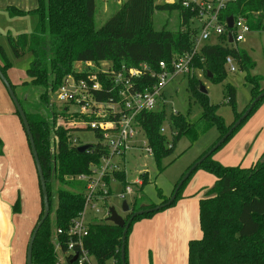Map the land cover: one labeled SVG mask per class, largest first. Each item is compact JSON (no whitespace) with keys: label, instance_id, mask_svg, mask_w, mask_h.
<instances>
[{"label":"trees","instance_id":"trees-1","mask_svg":"<svg viewBox=\"0 0 264 264\" xmlns=\"http://www.w3.org/2000/svg\"><path fill=\"white\" fill-rule=\"evenodd\" d=\"M173 9L179 10L180 13L179 29L175 31L155 30L153 28L154 11ZM6 10L12 17L27 14L36 16L32 31L15 36L8 34L7 40L15 58H21L26 54L31 56L26 69L29 81L22 84L41 86L44 89L39 95V102L45 108L44 114L29 111L26 108L25 99L19 97L18 99L28 119L46 180L50 203L49 214L52 199L56 198L53 221H50L48 215L35 237L32 264H57V253L51 242L53 228H66L83 203V182L67 177L87 172L89 164L98 162L107 150L98 144L83 153L78 152L77 146L72 144V137L74 130L79 129H65L58 122L81 121L84 117L64 111L66 107L62 110H55L52 106L48 107L49 92H53L63 78L72 72L74 61L108 60L115 67L121 64L130 67L146 63L150 68L157 70L160 61L169 63L177 55L191 50L196 33V29H191L189 26L193 14L181 7L179 2L155 4L154 0H124L104 24L96 28V0H37V6L33 10L24 11L15 6H7ZM229 15L243 17L252 30H264V0H235L223 11L221 17L225 19ZM200 50L193 65L201 69V72L214 82L225 76L224 64L227 56L233 57L241 68L251 70L255 66V62L246 51L229 43L226 34L218 36L215 42L206 41ZM200 57H203V61ZM10 65L0 44V69L6 77V70ZM208 73L211 74L210 77ZM188 77L191 92L199 99L202 108V113L196 120L191 121L178 113L167 115L164 107L143 112L138 116L148 145L152 148V157L159 169L161 159L172 153L180 137L186 136L193 142L200 133L215 125L219 131L217 141L231 126L224 125L223 119L216 113L217 106L210 104L205 98L206 94L199 91V81L195 79L194 74ZM245 78L251 85V94L249 103L240 112L236 111L234 87L230 84L226 87L227 102L235 112L234 121L239 118L251 101L264 91V86L260 85V82L264 81V76L248 72ZM155 79L145 78L138 86L142 88L145 85H151ZM11 86L15 89L14 84L11 83ZM102 96L104 97L105 94ZM263 101L264 97L254 104L248 116L222 144L259 108ZM13 107L30 150L25 129L14 104ZM165 121H169L170 125L178 131L172 139L173 145L170 148L167 147L166 136L159 131ZM3 149L4 142L0 137V155ZM213 153L214 151L191 171L171 204L133 217L124 241L126 264H128V234L132 222L149 218L154 213L172 206L178 199L183 185L201 166L214 175L215 182L205 189L203 198L199 200L201 237L188 241V264H264V160L261 161L264 157V150L248 168L223 165L212 159ZM189 168L190 166L185 172ZM116 176L123 184L126 183L123 173H117ZM145 180V174H143L141 185L145 183ZM55 182L59 187L55 188ZM38 187L41 201L40 218L43 203L39 181ZM169 198L170 196L162 199L160 204L165 203ZM19 205V200L16 199L12 205L15 213L19 211ZM142 205L135 200L133 208L124 217L125 220H128L137 210L155 206V204L147 203L145 206ZM122 232V227L110 221L91 224L88 235L84 239V245L95 257L97 264H122L120 257Z\"/></svg>","mask_w":264,"mask_h":264},{"label":"rangeland","instance_id":"rangeland-1","mask_svg":"<svg viewBox=\"0 0 264 264\" xmlns=\"http://www.w3.org/2000/svg\"><path fill=\"white\" fill-rule=\"evenodd\" d=\"M123 1L124 0H96L95 27H101L118 9L120 3ZM154 3L162 4L165 2L164 0H154ZM36 6L33 9H35ZM6 8L7 6L5 8L0 7V44L11 64L6 70L7 78L15 85L14 91L17 97L25 99L26 108L29 111L44 114L45 108L39 102V95L44 91L43 87L33 86L27 83L22 84L25 81H29L26 69L31 60V56L26 54L21 58H15L7 40L8 34L15 36L20 32L31 31L35 25L36 16L32 15L33 18L30 19L15 18L8 14ZM180 21V13L177 9L155 10L153 13V28L155 30L164 29L175 31L179 29ZM197 25L198 21L196 19L193 18L190 20L189 26L191 29L195 30ZM215 41V37L208 40V42ZM236 44L240 49L246 51L255 62V66L251 70L241 68L237 61H234L236 70L229 71L224 64L226 74L215 82L201 71H196L194 74L195 79L201 81L205 86L207 90V93H205L206 100L210 104L217 106L216 113L221 116L226 127L232 125L235 119V112L232 106L227 102V85L230 84L234 87L236 111L240 112L249 103L251 94V85L247 82L245 76L248 72L254 75H264V30L251 31L245 34L244 39L236 42ZM85 67V61H74L71 70L77 71L85 69ZM260 85L263 87L264 81H261ZM5 92L6 109L3 110V105H0V137L3 139L2 134L3 132L6 133V143L7 141L9 143L5 144V149H12L7 155L11 159L10 162H14L19 170V179H17V181L20 187V192L16 199L19 200L20 209L17 212L19 215L16 214L14 218V224L18 225L19 221L22 223V225H20L22 227L19 229L21 235L26 229L28 231L22 251L23 256L19 260L20 264H25L26 245L31 232L39 219V214L41 213V201L37 175L31 154L29 156L30 158H28L29 160L25 162L24 157L18 151V149H22L23 146L24 132L19 124L17 116L11 114L13 103L7 94V90ZM163 97L166 100L165 111L167 115H170L172 109H175L176 113L182 114L191 121H194L202 113L199 99H197L191 92L188 76L177 75L171 79L163 90ZM60 105L62 104L57 101L55 93L49 92L48 107L52 106L55 110H61L59 107ZM263 107L264 101L259 108L243 122L236 132L214 151L212 159L226 166L248 168L253 162H255V159L260 157L257 156V158H255V153L256 150H258V146L262 145L264 142V114L261 116L259 115V112L261 113L264 111ZM75 121L76 120L60 121L58 124L65 126L62 127L66 129L69 128L68 124H75ZM167 124L169 125L170 122L168 121ZM74 134L82 143H96L98 141L93 130H74ZM218 136L219 131L217 127L213 125L206 131L200 133L197 139L193 142H191L186 136L180 137L175 143L172 153L161 159L160 169L156 165L153 157L145 152V141L142 142V140H140L136 145L138 147L130 149L127 152L123 166L126 183L130 185L132 189V193L128 194L125 198L130 206V210L133 208L135 200H137L138 204L140 202V204L147 203L155 204V206H157L160 205L162 199L171 196L174 185L178 182L182 173L194 163L197 157L216 141ZM138 166H145L146 169L140 171L137 169ZM143 174H145L146 178L145 183L143 185L134 184L133 182L135 179L139 177L143 178ZM214 182L215 177L212 173L207 171L203 166L198 167L193 172L190 180L183 185L176 202L172 206L164 209L180 210L186 216L185 239L181 240L179 247L177 246L179 253L180 251L183 253L185 248L186 261L188 258V241L201 237V229L199 225V200L200 198H203L205 189L212 186ZM54 186L55 188L59 187L57 182L54 183ZM66 188L69 187L66 186ZM122 189L123 185L118 183L113 194L109 196L108 203L113 205L116 211L125 217L128 212H123L121 209L123 199L116 196V193L120 192ZM55 205L56 198H53L51 212L49 214L50 221H53L54 219ZM140 220L132 222L128 234V241L131 240L133 229L136 227V223ZM54 229L55 228H53V232ZM175 264H178V262Z\"/></svg>","mask_w":264,"mask_h":264},{"label":"built area","instance_id":"built-area-1","mask_svg":"<svg viewBox=\"0 0 264 264\" xmlns=\"http://www.w3.org/2000/svg\"><path fill=\"white\" fill-rule=\"evenodd\" d=\"M234 1L164 0L165 3L179 2L181 7L193 14L192 19L198 21L190 51L177 55L169 63L160 61L157 70L146 63L130 67L121 64L115 67L108 60H87L85 69L68 73L53 91L57 101L62 104L59 106L61 110L66 107L64 111L84 117L80 122L75 121V124L67 123L69 128L66 129L93 130L98 141L90 144H100L107 150L98 162L89 164L87 172L67 177L83 182V203L66 228L54 229L51 242L58 256L57 264H71L70 260L74 255V264H97L95 257L85 247L84 239L91 224L108 221L109 207L113 206L108 203V198L118 183L123 185V189L116 193L118 198L126 200V196L132 193L130 185L123 184L116 176L117 173L125 175L123 166L127 152L138 147L137 143L142 140L146 143L145 152L152 156V148L148 145L138 116L146 111L165 108L163 90L175 76H192L201 70L195 68L193 62L206 41L212 37L227 35L230 31L232 43L236 44L251 31L243 17L234 16L231 29L227 27L226 18L221 17L223 11ZM200 59L203 61V57ZM234 61L233 57H226L225 65L229 71L236 70ZM148 77L156 78L155 82L139 88L140 81ZM171 113H176L175 109ZM167 122L161 125L159 131L166 136L167 147L170 148L178 131ZM72 144L78 146L85 143L74 134ZM133 183L141 185L142 178L135 179Z\"/></svg>","mask_w":264,"mask_h":264},{"label":"crops","instance_id":"crops-1","mask_svg":"<svg viewBox=\"0 0 264 264\" xmlns=\"http://www.w3.org/2000/svg\"><path fill=\"white\" fill-rule=\"evenodd\" d=\"M6 6L30 10L36 6V0H0V7L5 8ZM15 18L30 19L33 17L32 14H27ZM251 31L257 30L251 29ZM234 45L238 47L237 44ZM2 84L0 81V105H3V110H5L6 88ZM11 114H14V107ZM263 114L264 111L259 112L260 116ZM2 137L4 139V149L0 155V264H20L19 260L23 256L22 251L28 231L26 229L21 235L19 229L22 227L20 226L22 223L19 221L18 225L14 224L16 214L19 215V213H15L12 209V205L20 192L17 181L19 179V170L14 162H10L11 159L7 155L12 149H5V144L9 143L8 141L6 143V133L3 132ZM23 138L22 149H18V151L24 157V161L27 162L28 158H30V150L28 149L25 135ZM263 150L264 142L258 146L255 158L259 157ZM185 219V214L180 210L167 209L158 211L151 217L138 221L136 227L133 229L131 240L127 244L128 264H175L176 262L178 264H188L185 248L183 253L181 251L179 253L178 249L181 240L185 239Z\"/></svg>","mask_w":264,"mask_h":264},{"label":"water","instance_id":"water-1","mask_svg":"<svg viewBox=\"0 0 264 264\" xmlns=\"http://www.w3.org/2000/svg\"><path fill=\"white\" fill-rule=\"evenodd\" d=\"M233 19L234 16L233 15H229L226 18V22H227V27L229 29L232 28L233 25ZM228 35V41L230 43H232L233 38H232V33L230 31H228L227 33ZM209 77L211 76L210 73L207 74ZM0 80L3 83L4 87L7 90V93L10 97V99L12 100L16 111L19 114V117L21 119L22 125L25 129V134L28 138V142H29V146H30V151H31V155L34 161V165H35V169H36V173H37V177H38V181H39V185H40V191H41V198H42V203H43V212L41 217L39 218V220L37 221V223L35 224L27 245H26V252H25V264H32V250H33V244H34V240L35 237L37 235V232L39 230V228L41 227V225L43 224V222L45 221V219L47 218V216L49 215V211H50V203H49V197H48V191H47V187H46V180L43 174V170L41 167V163L38 157V153L35 147V143H34V138L33 135L31 133V129H30V125L28 122V119L26 117L25 111L22 107V105L19 102V99L17 97V95L15 94L14 89L11 86L10 81L8 80V78L4 75V73L2 72V70L0 69ZM199 91L202 93H207V90L205 88V86L201 83V81H199ZM262 97H264V91H262L261 93H259L249 104V106L242 112V114L239 116L238 119H236L234 121V123L228 128V130L216 141V143L206 152L204 153L197 161H195L190 168L185 172V174L181 177V179L178 181L172 195L170 196V198L165 202L162 203L160 205L151 207V208H145V209H140L137 210L135 212L132 213V215L130 216V218L128 220H125V218L120 215L114 206H110L109 207V211H110V215L107 218L108 221L112 222L115 225H118L119 227L123 228V232H122V236H121V240H122V244L120 247V257H121V263L122 264H126L125 262V239H126V233L128 230V227L133 219V217H135L136 215H140L143 214L145 212H150L153 210H158L164 206H167L169 204H171V202L175 199L176 194L180 188V186L182 185V183L184 182V180L189 176V174L191 173V171L196 168V166L198 164H200L207 156H209L213 151H215L225 140L226 138L232 133V131L248 116V114L251 112L254 104L260 100ZM92 144L90 143H85L82 145H78L77 146V151L80 153H83L85 151H87L88 149L92 148ZM264 160V157L261 159V161ZM138 170L140 171H144L146 169L145 166H139L137 167ZM142 206H145V204H143ZM121 209L123 212H129L130 211V206L128 205L126 200H122L121 203ZM76 259V255H74L72 257V259L70 260V263H72L74 260Z\"/></svg>","mask_w":264,"mask_h":264}]
</instances>
